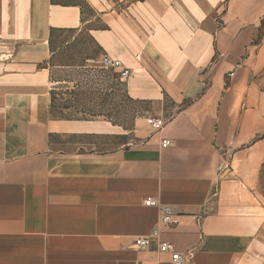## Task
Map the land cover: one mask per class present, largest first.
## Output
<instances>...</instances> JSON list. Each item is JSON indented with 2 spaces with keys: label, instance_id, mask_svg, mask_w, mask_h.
<instances>
[{
  "label": "crops",
  "instance_id": "1",
  "mask_svg": "<svg viewBox=\"0 0 264 264\" xmlns=\"http://www.w3.org/2000/svg\"><path fill=\"white\" fill-rule=\"evenodd\" d=\"M223 3L234 18L211 21ZM0 5L35 14L24 28L0 23V264H175L160 241L174 244L182 264H264V243L255 242L247 215L264 207L256 193L264 164V0H144L130 8L146 14L135 39L157 44L155 52L146 46L151 73L136 69L129 93L159 108L166 96L169 104L157 112L161 129L145 118L128 144L119 124L49 113L48 71L37 63L48 27L76 26L79 6ZM156 10L164 12L155 17ZM151 25L154 32L142 28ZM93 37L107 51L110 34ZM28 39L36 44L24 45ZM147 196L170 205L175 223L159 226ZM155 228L148 248L133 244Z\"/></svg>",
  "mask_w": 264,
  "mask_h": 264
},
{
  "label": "rangeland",
  "instance_id": "2",
  "mask_svg": "<svg viewBox=\"0 0 264 264\" xmlns=\"http://www.w3.org/2000/svg\"><path fill=\"white\" fill-rule=\"evenodd\" d=\"M143 1L48 0L51 5L79 6V23L74 27L50 25L45 37V57L37 63V68L48 71L49 91L53 90L57 93L59 106H63L67 101H70V111L78 117L104 119L113 124H119L126 131L125 141L127 144L139 138V130L148 123L144 121L145 118L147 120L157 118V112L169 104L166 96L159 100L161 101L159 108L157 104L151 105V101H143L129 93L131 87H133L136 69L137 71L142 70L147 76L151 73L152 65L149 60L151 52L146 46H151L155 52V44H157L154 40L150 42L146 40L141 44L140 40L135 39L136 35L140 34L142 30L141 27L135 25L146 14H144V10H130V8ZM225 8L226 5L223 3L221 7L213 10L209 15L211 21H231L234 16L227 14L228 10H225ZM154 12L156 13L155 17H157L164 10ZM34 19L33 10H0V23H9V28L13 22L17 23L19 28H24V24H32ZM259 21L264 22V16ZM75 27L86 30L99 41L102 40V33L108 32L110 34V44L107 51L103 50L99 55L88 58L84 64H81L82 62L79 60L81 55H79L78 50L84 46V42L80 41L75 44L76 49L71 48L69 50L67 48L75 43V34L72 35L65 32V30L66 28ZM158 27L160 26L158 25ZM142 28H148L153 32L157 29L153 25L142 26ZM61 29L62 31H60ZM13 33L16 34L17 31ZM24 33L29 32L23 31ZM35 41L28 39V42L24 41L23 43L24 45H33L36 44ZM20 43L14 42L19 47L22 45ZM59 47L63 49L59 50ZM121 55L122 57H120ZM72 56H75L74 59L69 60L68 58H72ZM104 56L118 60L121 67L129 68V76L122 78L121 67L110 68L112 70L110 76L102 72L101 70H108L101 66V59ZM118 82L121 85L117 84ZM58 111L67 112L62 108H59ZM256 193L259 199L264 201V164L259 173ZM247 215L252 217L255 222V242L257 239L264 243V207L249 208ZM262 217L263 223L261 222ZM257 228H259L258 232L256 231Z\"/></svg>",
  "mask_w": 264,
  "mask_h": 264
},
{
  "label": "built area",
  "instance_id": "3",
  "mask_svg": "<svg viewBox=\"0 0 264 264\" xmlns=\"http://www.w3.org/2000/svg\"><path fill=\"white\" fill-rule=\"evenodd\" d=\"M101 66L104 68H117L121 67V64L118 60L111 59L108 56H104L101 59ZM130 74V70L127 67H121V76L122 78L128 77ZM234 74V70H231L228 73V77L231 78ZM150 125L153 130H159L165 125V120L163 118L157 117L150 120ZM170 144L169 139L162 140V146H168ZM146 206H154L159 210L158 224L159 226H171L176 221V213L173 208L159 201L156 197L147 196L143 200ZM159 235V231L157 228L153 229L149 234L146 235H137L133 238V244L140 248L145 249L148 248L154 237ZM158 248L161 252L170 253L171 261L175 264L183 263L182 254L176 250L174 244L169 241H160L158 244Z\"/></svg>",
  "mask_w": 264,
  "mask_h": 264
},
{
  "label": "trees",
  "instance_id": "4",
  "mask_svg": "<svg viewBox=\"0 0 264 264\" xmlns=\"http://www.w3.org/2000/svg\"><path fill=\"white\" fill-rule=\"evenodd\" d=\"M60 31H62V29ZM65 32H68L72 35L75 34L74 36L75 43H72L69 47H67L69 50L71 48L76 49L75 44H77L78 42L80 41L84 42V46H82L80 50H78L79 55L82 56V58H80L81 56L80 57L78 56L79 60L82 62L81 64H84L86 59L93 58L103 52V48L99 45V43L95 40V38L91 34H89L86 30H82L75 27V28H66ZM62 49H63L62 47H59V50ZM74 57L75 56H72V58H68V59L72 60L74 59ZM106 69L108 70H101V71L107 73V75L110 76L112 70L110 68H106ZM117 84L121 85L120 82H118ZM57 101H58L57 93H55L53 90H50L49 113L52 117L59 119H76V120L87 119L85 117H78L70 111V107H71L70 101H67L63 106H59ZM59 108H62L67 112L65 113L60 112L58 111Z\"/></svg>",
  "mask_w": 264,
  "mask_h": 264
}]
</instances>
